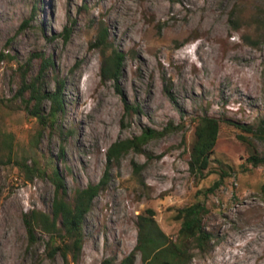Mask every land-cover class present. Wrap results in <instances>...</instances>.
<instances>
[{
    "label": "rangeland",
    "instance_id": "rangeland-1",
    "mask_svg": "<svg viewBox=\"0 0 264 264\" xmlns=\"http://www.w3.org/2000/svg\"><path fill=\"white\" fill-rule=\"evenodd\" d=\"M103 27L110 52L124 54L116 82L102 81L93 46ZM3 52L31 63L43 89L64 87V111L41 127L16 100L17 65L0 64V130L14 145L13 162L0 163V264H65L49 256L40 231L30 245L25 214L51 213L55 170L70 195L96 185L111 145L148 129L165 134L113 166L86 216L82 255L70 264H120L147 209L176 240L178 210L197 202L213 241L207 253L193 250L190 264H264V165L248 162L264 157V143L246 131L264 121V0H0ZM44 57L52 60L46 69ZM206 116L220 121V133L201 177L190 163ZM23 160L38 169L32 181L15 163Z\"/></svg>",
    "mask_w": 264,
    "mask_h": 264
},
{
    "label": "trees",
    "instance_id": "trees-1",
    "mask_svg": "<svg viewBox=\"0 0 264 264\" xmlns=\"http://www.w3.org/2000/svg\"><path fill=\"white\" fill-rule=\"evenodd\" d=\"M69 29H66V33ZM69 36H66L68 41ZM109 33L103 27L98 33L93 44L94 49L101 51L103 63L101 68V79L104 82L118 81L124 61V54L121 51L112 49L110 52ZM110 52V53H109ZM4 61H11L17 65V71L21 72V84L19 86L16 100L23 103V110L28 116L35 119L41 127L46 126L48 121L56 122L60 113L64 111L62 106L61 91L59 84L56 91L43 89L39 76L30 77V64H21L14 56L3 52L0 55V64ZM31 62L33 59L30 60ZM44 67L52 64L51 58L43 60ZM120 92V91H119ZM49 102L51 110L46 115L44 105ZM126 111L134 108L124 100ZM236 126V125H235ZM247 132H252L264 143V121L253 130L249 128ZM220 133V121L212 117H202L199 119L195 140L191 152V169L203 177L211 164L215 147ZM165 133L148 129L142 135L118 141L111 145L107 151V171L110 173L113 166L121 158L130 152H142L143 147L151 140L162 137ZM42 136V131L38 138ZM13 138L7 136L0 130V163H12L14 158ZM248 162L255 167L264 165V157L252 155ZM17 167L24 172L26 178L32 181L38 176V169L30 166L28 161H16ZM141 169L142 167H137ZM106 175V177H107ZM106 177L96 185H89L87 188L69 194L66 182L57 170L54 171L52 182L55 186V196L52 203L51 213L40 210H33L25 214L24 221L27 228L30 245L37 242V232L47 235L48 253L51 258L61 255L65 264L77 263L84 248V223L86 216L91 211L95 199L107 185ZM211 191V189H210ZM264 193V187L262 189ZM207 213L205 205L197 202L178 210L177 221L181 222V227L176 240L168 236L156 221L154 209H147L138 216V241L135 250L126 257L120 264H135L137 255L142 258L143 264H190L193 260V250L200 253H207L211 250L213 236L203 225L204 217ZM102 264H115L107 259Z\"/></svg>",
    "mask_w": 264,
    "mask_h": 264
}]
</instances>
